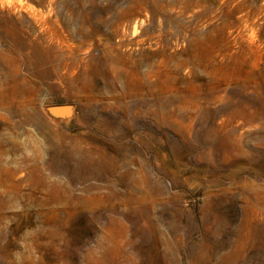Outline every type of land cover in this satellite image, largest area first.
<instances>
[{
  "label": "rangeland",
  "instance_id": "374dc122",
  "mask_svg": "<svg viewBox=\"0 0 264 264\" xmlns=\"http://www.w3.org/2000/svg\"><path fill=\"white\" fill-rule=\"evenodd\" d=\"M0 264H264V0H0Z\"/></svg>",
  "mask_w": 264,
  "mask_h": 264
}]
</instances>
